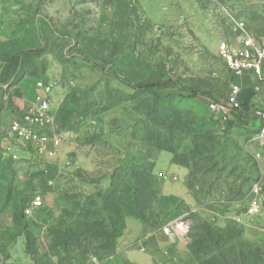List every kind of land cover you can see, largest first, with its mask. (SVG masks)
I'll return each instance as SVG.
<instances>
[{
  "label": "rangeland",
  "instance_id": "obj_1",
  "mask_svg": "<svg viewBox=\"0 0 264 264\" xmlns=\"http://www.w3.org/2000/svg\"><path fill=\"white\" fill-rule=\"evenodd\" d=\"M233 20L264 38V0H0V59L27 61L79 102L67 169L49 197L31 192L15 205L17 214L42 199L17 220L23 250L9 249L3 230L0 264H116L110 238L126 216L149 232L178 197L188 232L166 235L154 264H264V141L254 132L239 141L224 129L226 112L209 109L226 90L217 47L234 43ZM9 123L0 149L16 144L3 140ZM185 138L192 146L178 153ZM162 152L172 153L169 168L188 169L183 197L166 186L175 177Z\"/></svg>",
  "mask_w": 264,
  "mask_h": 264
},
{
  "label": "crops",
  "instance_id": "obj_2",
  "mask_svg": "<svg viewBox=\"0 0 264 264\" xmlns=\"http://www.w3.org/2000/svg\"><path fill=\"white\" fill-rule=\"evenodd\" d=\"M233 36V44H237L238 38ZM254 38L264 41V38ZM27 66L28 62L23 59L10 61L0 59V100L2 98L0 125L5 126L24 113H35L38 109L36 97L42 95L48 103L45 114L49 123L45 126V132L51 136H60L61 142L56 149L55 159L43 160L36 159L31 148L26 150L23 146L19 147L17 143L13 145L9 132H7L8 139L2 137L3 140H9L12 145L4 143L0 149V245L4 230L8 236V248L12 251L25 248V239L16 230L18 221L14 210L15 205L31 192L42 193L45 197L51 195L52 187L57 184L67 169L65 167L69 163L65 156L68 149L74 150L73 143L79 127V102L75 92L68 87L47 86L44 81L48 77L39 74L35 66L33 68H27ZM226 73V90L220 94V101H225L228 85L235 84L240 89L238 96L240 108L237 110L227 108L228 125L224 129L230 131L232 136L235 135L239 141L244 139L249 132H254L255 137L261 127V120L253 115V110L264 106V81L258 82L251 74L234 77L227 71ZM24 81H26L25 84ZM40 81L47 88V93L36 88V84ZM10 95L12 99H9ZM191 146V139L185 138L180 144L178 153L189 150ZM171 156L172 153L162 152L159 165L175 177V182L169 181L166 184L171 188L170 192L173 189L183 197V190L178 180L188 172V169L175 165L169 168ZM18 171L20 174L17 173ZM177 199L175 203L165 201L164 207L158 213L154 229L149 232H144L143 225L138 218L126 216L124 230L114 242L112 252L114 261L120 264H154L160 253L164 254V251H168L170 242L168 237L162 233L161 227L172 220L180 221L178 220L180 219V207L184 204L181 198ZM186 199L193 209L195 205L193 198L187 195Z\"/></svg>",
  "mask_w": 264,
  "mask_h": 264
},
{
  "label": "built area",
  "instance_id": "obj_3",
  "mask_svg": "<svg viewBox=\"0 0 264 264\" xmlns=\"http://www.w3.org/2000/svg\"><path fill=\"white\" fill-rule=\"evenodd\" d=\"M232 33L237 36L238 43L232 44L222 41L217 47V55L224 65L225 70L234 77H241L247 74L255 76L258 82L264 81V41H258L248 34L244 26L232 21ZM36 88L47 93V88L40 81ZM240 89L235 84H229L225 101L221 104L209 103V109L225 113L227 108L233 110L240 108L238 96ZM38 109L35 113H24L14 119L9 125V135L19 146L30 147L34 154L43 160H53L56 157V149L60 145V136L49 135L45 132V126L49 120L45 114L48 109L46 98L42 95L36 97ZM253 115L261 120V127L254 140L264 141V106L253 110ZM256 193V190H253ZM42 207V199L32 198L23 209V217L31 218L33 213ZM258 199L253 198L249 206V213L256 212ZM188 225L183 221L169 223L162 228L163 234L170 236L184 235L188 232ZM97 258L91 260V264H99Z\"/></svg>",
  "mask_w": 264,
  "mask_h": 264
},
{
  "label": "trees",
  "instance_id": "obj_4",
  "mask_svg": "<svg viewBox=\"0 0 264 264\" xmlns=\"http://www.w3.org/2000/svg\"><path fill=\"white\" fill-rule=\"evenodd\" d=\"M161 87H172V86H170V84H164V85L161 86ZM25 206H26V205H25ZM25 206H23V208L21 209V211H20L19 213H17V214L15 213V214H16V218H17V220L19 219V220L25 222L24 217H23V209H24ZM128 216H133V217L138 218V219L141 221V223H142V225H143V228H144V224H143L142 217H140V216H138V215H134V214H130V215H128ZM154 226H155V225H154ZM152 229H154V227H153ZM152 229H151V230H152ZM151 230H150V231H151ZM144 232L146 233L145 228H144ZM121 233H122V232H121ZM120 235H121V234H117V235H115V236H113V237L111 236L110 239H112L113 241H112V244H111V247H110V252H113L114 242L116 241V239H117L118 237H120Z\"/></svg>",
  "mask_w": 264,
  "mask_h": 264
}]
</instances>
